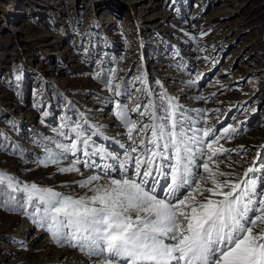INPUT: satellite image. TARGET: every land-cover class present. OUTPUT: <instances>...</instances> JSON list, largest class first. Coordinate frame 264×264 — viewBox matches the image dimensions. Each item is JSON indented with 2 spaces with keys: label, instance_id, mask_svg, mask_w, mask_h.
<instances>
[{
  "label": "rangeland",
  "instance_id": "1",
  "mask_svg": "<svg viewBox=\"0 0 264 264\" xmlns=\"http://www.w3.org/2000/svg\"><path fill=\"white\" fill-rule=\"evenodd\" d=\"M0 185V264H264V0H0Z\"/></svg>",
  "mask_w": 264,
  "mask_h": 264
},
{
  "label": "bare ground",
  "instance_id": "2",
  "mask_svg": "<svg viewBox=\"0 0 264 264\" xmlns=\"http://www.w3.org/2000/svg\"><path fill=\"white\" fill-rule=\"evenodd\" d=\"M82 210V208L80 209ZM85 210V209H83ZM82 210V211H83ZM86 211V210H85ZM166 211V210H165ZM74 213H76V211H73ZM87 212V211H86ZM85 212V213H86ZM164 212V211H163ZM81 213V212H80ZM84 213V212H83ZM84 213V214H85ZM89 214V213H88ZM96 220H103L104 215L103 213H99V215H95ZM105 223V222H104ZM111 226H113L111 223L110 224H106V227L109 228L110 230H112ZM172 231V230H171ZM109 232V231H108ZM111 233V232H110ZM113 235V237H111L110 242L115 246L118 245L120 248H128L129 250H133V247H131V244L134 243L131 239H128L127 236L125 235V233H116L113 232L111 233ZM145 244L143 245V247H139L137 249H135V251L138 253V255H143L146 252L147 253H151L153 252L155 254L156 257H158L159 259H165L164 261L167 260V257H169V252L170 250H162V248L159 247H155L153 245V243H151V241H149L148 238H145ZM138 247V246H137ZM199 247H197L198 249ZM134 251V250H133ZM148 255V254H147ZM258 258V257H257ZM252 264H260V263H252Z\"/></svg>",
  "mask_w": 264,
  "mask_h": 264
},
{
  "label": "trees",
  "instance_id": "3",
  "mask_svg": "<svg viewBox=\"0 0 264 264\" xmlns=\"http://www.w3.org/2000/svg\"><path fill=\"white\" fill-rule=\"evenodd\" d=\"M55 91H54V93H56L57 94V90L56 89H54ZM8 193L7 195H9L10 193H11V191L5 186V185H0V195L2 194V193Z\"/></svg>",
  "mask_w": 264,
  "mask_h": 264
}]
</instances>
